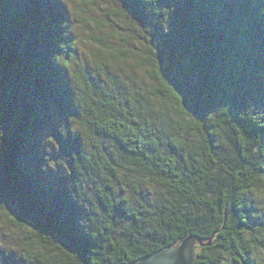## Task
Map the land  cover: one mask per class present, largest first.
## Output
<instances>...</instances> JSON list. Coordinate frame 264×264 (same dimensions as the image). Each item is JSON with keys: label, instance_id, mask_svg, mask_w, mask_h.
<instances>
[{"label": "trees", "instance_id": "1", "mask_svg": "<svg viewBox=\"0 0 264 264\" xmlns=\"http://www.w3.org/2000/svg\"><path fill=\"white\" fill-rule=\"evenodd\" d=\"M118 1L158 44L151 86L111 74L133 50L87 21L81 66L62 0H0V220L21 248L0 264H136L190 236L192 264H258L264 0ZM52 108L60 176L36 150Z\"/></svg>", "mask_w": 264, "mask_h": 264}, {"label": "rangeland", "instance_id": "2", "mask_svg": "<svg viewBox=\"0 0 264 264\" xmlns=\"http://www.w3.org/2000/svg\"><path fill=\"white\" fill-rule=\"evenodd\" d=\"M66 10L69 13L70 19L74 22L75 34L78 37V59L81 66L84 65L88 72H92L94 69L93 53L96 51L97 46L89 39L86 28H96L98 32L105 35L109 44L118 48L120 45L133 50V53L127 51L128 57L123 59V62H119L118 66L113 65L110 69L111 74L115 76V73H122L123 77L119 74L118 78L123 80L126 84L134 81L138 82L137 87L141 88V83L144 86H151V80L144 76L148 67L143 66L144 61H141V66H137V60L141 58L149 57L150 54L155 55L153 46L158 47V44H152L147 41L144 42L142 37L144 36L143 29L139 24L133 20L128 12L122 8L118 0H62ZM21 5L26 6L30 4V0H20ZM166 3L174 6H182V2L179 0H165ZM83 20V21H79ZM87 21L88 27L84 22ZM148 40V39H147ZM155 47V48H156ZM157 49V48H156ZM158 50V49H157ZM136 66V67H135ZM115 69H114V68ZM118 71V72H117ZM193 80L196 79V75L192 74ZM155 86V83H154ZM152 106L156 105L155 102L150 101ZM155 103V104H153ZM50 118L44 123V129L38 133V141L36 144V150L45 156L48 162V166L53 169V172L59 174L57 170L59 166L63 168L66 166V158L61 154L59 147L53 139V132L56 126L60 127L62 124L55 116V111ZM109 150V149H108ZM57 176H60L57 175ZM87 178V177H86ZM260 217L264 219L260 213ZM20 240L19 230H16L10 226H7L2 220H0V247L4 251L6 256L17 255L19 256L21 248L18 247L17 241ZM258 264H264V257L257 256Z\"/></svg>", "mask_w": 264, "mask_h": 264}, {"label": "water", "instance_id": "3", "mask_svg": "<svg viewBox=\"0 0 264 264\" xmlns=\"http://www.w3.org/2000/svg\"><path fill=\"white\" fill-rule=\"evenodd\" d=\"M200 246H202L201 240L190 236L179 244L149 256L136 264H192Z\"/></svg>", "mask_w": 264, "mask_h": 264}]
</instances>
